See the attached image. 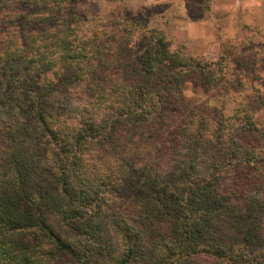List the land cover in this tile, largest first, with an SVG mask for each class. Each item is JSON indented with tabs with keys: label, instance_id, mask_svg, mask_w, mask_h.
I'll return each instance as SVG.
<instances>
[{
	"label": "trees",
	"instance_id": "16d2710c",
	"mask_svg": "<svg viewBox=\"0 0 264 264\" xmlns=\"http://www.w3.org/2000/svg\"><path fill=\"white\" fill-rule=\"evenodd\" d=\"M79 2L0 0V264H264L254 115L192 108L215 62Z\"/></svg>",
	"mask_w": 264,
	"mask_h": 264
},
{
	"label": "rangeland",
	"instance_id": "374dc122",
	"mask_svg": "<svg viewBox=\"0 0 264 264\" xmlns=\"http://www.w3.org/2000/svg\"><path fill=\"white\" fill-rule=\"evenodd\" d=\"M145 15L166 30L172 49L185 46L215 62L220 84L205 91L197 77L185 85L187 104L211 117L249 111L264 152V0H81L77 12L103 23L112 13ZM221 27V28H220ZM221 29V30H220Z\"/></svg>",
	"mask_w": 264,
	"mask_h": 264
},
{
	"label": "crops",
	"instance_id": "0c3cea01",
	"mask_svg": "<svg viewBox=\"0 0 264 264\" xmlns=\"http://www.w3.org/2000/svg\"><path fill=\"white\" fill-rule=\"evenodd\" d=\"M221 28V27H220ZM221 30V29H220Z\"/></svg>",
	"mask_w": 264,
	"mask_h": 264
}]
</instances>
